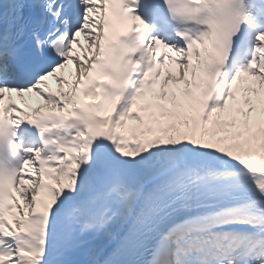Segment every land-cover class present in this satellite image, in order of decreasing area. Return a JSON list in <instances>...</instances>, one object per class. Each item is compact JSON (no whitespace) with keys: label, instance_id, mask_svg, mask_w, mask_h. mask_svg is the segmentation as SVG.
<instances>
[{"label":"snow or ice","instance_id":"obj_1","mask_svg":"<svg viewBox=\"0 0 264 264\" xmlns=\"http://www.w3.org/2000/svg\"><path fill=\"white\" fill-rule=\"evenodd\" d=\"M0 264H264V0H0Z\"/></svg>","mask_w":264,"mask_h":264}]
</instances>
